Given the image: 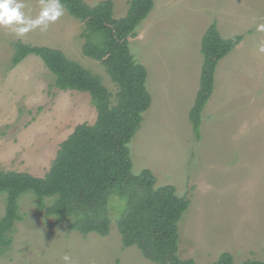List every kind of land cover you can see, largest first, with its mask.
I'll list each match as a JSON object with an SVG mask.
<instances>
[{
    "label": "rangeland",
    "instance_id": "374dc122",
    "mask_svg": "<svg viewBox=\"0 0 264 264\" xmlns=\"http://www.w3.org/2000/svg\"><path fill=\"white\" fill-rule=\"evenodd\" d=\"M93 6L103 0H84ZM113 16L128 0H111ZM22 21L0 24V169L45 176L60 143L77 124L93 123L89 92L62 91L38 55L12 66L18 41L61 50L113 94L117 86L97 60L82 53L84 24L54 0H6ZM215 24L223 38L242 40L216 65L211 95L196 137L190 110L199 88L202 37ZM135 61L147 71L151 96L128 143L131 171L149 169L155 186L172 185L188 200L178 222V256L210 264L229 252L235 264L264 260V0H153L128 37ZM109 233L82 235L37 207L27 191L20 220L0 243V264H156L136 246L124 247L117 221L124 199L111 195ZM54 198H46L50 205ZM6 192L0 191V218Z\"/></svg>",
    "mask_w": 264,
    "mask_h": 264
},
{
    "label": "trees",
    "instance_id": "16d2710c",
    "mask_svg": "<svg viewBox=\"0 0 264 264\" xmlns=\"http://www.w3.org/2000/svg\"><path fill=\"white\" fill-rule=\"evenodd\" d=\"M84 24L81 32L82 53L99 61L117 86L113 94L99 76L68 58L61 50L18 41L11 58L14 66L29 54L38 55L54 75L58 90L89 92L97 112L93 123L77 124L58 148L45 176L27 172L2 171L0 191L6 192L4 215L0 218V243L7 245L15 221L20 220L18 199L31 191L37 207L69 229L86 235L109 233L110 196L124 199L117 221L124 247L136 246L142 255L156 264H197L192 258L178 256V222L188 200L177 194L172 185L156 187L149 169L139 174L131 171L128 143L139 128L142 113L151 103L146 88V68L135 61L128 37L153 7V0H128L127 13L116 19L112 1L103 0L90 6L84 0H54ZM242 40L235 35L223 38L211 24L201 40L203 63L199 88L190 110L196 137L200 136L201 112L214 85L217 63ZM46 198H54L47 206ZM210 264H235L229 252H222ZM240 264H264V260L246 259Z\"/></svg>",
    "mask_w": 264,
    "mask_h": 264
},
{
    "label": "clouds",
    "instance_id": "9594fccd",
    "mask_svg": "<svg viewBox=\"0 0 264 264\" xmlns=\"http://www.w3.org/2000/svg\"><path fill=\"white\" fill-rule=\"evenodd\" d=\"M21 7L22 4L11 7L6 0H0V24L8 25L22 21V13L19 11ZM260 50L264 52V46H261ZM63 260L65 264H72L71 257L67 254L63 256Z\"/></svg>",
    "mask_w": 264,
    "mask_h": 264
}]
</instances>
